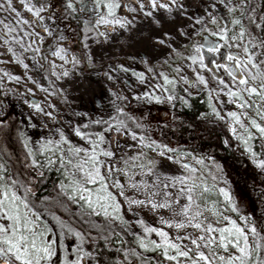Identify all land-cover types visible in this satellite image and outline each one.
Returning a JSON list of instances; mask_svg holds the SVG:
<instances>
[{
    "label": "snow or ice",
    "instance_id": "6c2138e0",
    "mask_svg": "<svg viewBox=\"0 0 264 264\" xmlns=\"http://www.w3.org/2000/svg\"><path fill=\"white\" fill-rule=\"evenodd\" d=\"M20 2L35 21L24 19L12 0L0 3V10L16 17L14 23L0 20L7 56L0 64L24 70L0 68V95L22 98L30 110L27 127H37L35 117L47 132L33 140L18 128L20 155L0 148V264H264V235L252 218L240 214L212 157H207L210 168L203 156L138 135L145 125L125 112L121 102L127 97L114 86L107 89V109L95 117L68 103L70 92L82 87L86 92L93 77L114 82L129 72L151 89L136 99L191 108L203 95L207 110L199 118L226 125L264 170V0H94L96 9H106L91 28L86 22L94 37H108L96 30L99 25L110 23L113 31L130 35L143 25L149 29L144 39L167 50L157 64L142 58L144 71L98 62L87 43V53L69 59L59 43L65 37L48 23L57 20L51 0ZM86 8L80 0V11ZM63 10L65 18L76 13L74 0H63ZM176 19L183 22L177 26ZM153 27L162 31L156 34ZM46 37L56 41L49 45L51 62L42 52ZM37 91L45 94L43 102L35 98ZM53 98L78 119L62 123ZM7 128V113L0 110V132ZM129 138L133 144L123 143ZM257 140L260 152L253 147ZM125 147L138 150L129 154ZM169 163L179 166L176 173L167 170ZM144 209L157 216L156 224L140 216ZM148 251L156 254L154 261L144 256Z\"/></svg>",
    "mask_w": 264,
    "mask_h": 264
},
{
    "label": "rangeland",
    "instance_id": "374dc122",
    "mask_svg": "<svg viewBox=\"0 0 264 264\" xmlns=\"http://www.w3.org/2000/svg\"><path fill=\"white\" fill-rule=\"evenodd\" d=\"M3 2L4 0H0V3ZM31 2L34 3L35 0H31ZM51 2L55 5L53 11L57 15V20L55 22L50 21L48 23L51 25L53 30L57 32V34L62 33L63 36L65 37V39L59 41V43L68 49L69 59L73 54L79 57L82 54L87 53L88 50L90 49L92 54L97 57L98 62L100 60H103V63L105 65L108 63L111 64L123 63L126 66H129L130 68L136 71H144L145 65L141 63L142 58L150 57L152 63L157 64L158 61H161L167 55L166 49L163 48L157 49L156 46L150 45L149 41L144 39L149 29L145 28V26L143 25L141 26L143 31H139V32L133 31L131 35L128 32H125L119 28H117L116 31H113V25H111L110 23L106 25L96 26L97 31L108 33L107 38H105L104 36L94 37L92 32L86 31V22H87V27L91 28L92 26L95 25V21L98 18V16L106 15V9H96L94 7V0H85V3L87 5L85 11H80V0H74L77 11L73 15L67 16V18H65L66 13L63 10V0H51ZM120 2L123 3V0H120ZM12 3L14 7L16 6V8L21 12L22 17L24 19H27L29 21H35V17L32 15V13L27 12L22 7L20 0H12ZM120 12L121 9L118 10V14H120ZM15 19H16L15 14L0 10V20L12 21L14 23ZM182 22L183 21L180 19L175 20V24L177 26H179ZM165 29L172 30L173 25L165 24ZM150 30L155 32L156 34H159V31H162V30H157L154 27ZM28 31H32V28L28 27ZM36 31L42 32V29L40 27H37ZM0 35H2V32H0ZM86 35L89 37L88 40H84V37ZM55 43L56 41L46 37L45 42L42 46V52L44 55L48 56V60L50 62L54 58L50 55L49 45L54 46ZM85 43L89 45V49L84 48ZM0 59H7V56L4 53V46L2 42H0ZM55 63L59 65L61 61L59 59H55ZM67 67H70V65H68ZM0 68H5L7 71L14 72L16 74H20L24 71L21 67L11 62H9L8 64H0ZM163 70L169 71V74H172L170 72V69L168 68H164ZM186 74L191 75L190 72ZM146 75L148 76L149 82H154L152 81L150 74L146 73ZM39 78L40 77H37V79ZM51 79L53 81L55 80L54 77H52ZM43 83H45V86H47L48 83H50V81H43ZM60 83L62 82L56 81V84H60ZM110 85L114 86L116 91L121 92L127 97L125 101L121 102L123 107L129 106L135 110L137 109L138 111H149V112L153 110L156 111V107L161 110H168L175 108L174 105H170L166 102L160 103L156 101H149L147 99H136L135 98L136 95H138L143 90L147 89V85L140 84L136 80V78L131 75V72L127 74L121 73L119 75V81H114V82H108L106 80L97 79L96 77H93V83L86 92L84 91L83 87L80 90L73 89L70 92L68 103L71 106V108L74 109L75 111L89 112L95 117L96 114L101 109H107V101L111 98L110 94L107 91ZM8 86L18 87V85L14 83L9 84ZM28 86L31 85L29 84ZM64 86L65 88H67V85ZM20 87L21 90L23 91L22 84L20 85ZM147 90L151 91V89H147ZM44 96H45L44 93L37 91L35 98L43 102L42 98ZM52 102L58 103V106L61 108L62 123H66L68 120L78 119L72 117L69 113L68 108L63 104H59V100L57 98H53ZM0 110H3L7 113V118L9 120V128L4 129L3 132H0V148L7 147L13 153L19 155V153L21 152V148H20V144L16 139V131L18 128L24 130L27 135L33 138V140H35L38 135L46 134L47 132V128H42L40 126V120L35 117H33L32 123L36 124L37 127L35 128L27 127L28 113L30 110L24 104L23 99L20 97H17L13 94H9L6 97L4 95H0ZM86 119L87 118H85V120ZM83 122L84 121H81V123ZM48 123L49 126H51V122ZM220 123L224 126V128L227 131L226 125H224L222 122ZM139 134L142 133L138 131V135ZM228 134L233 142V145L238 150V152L244 157V159L248 162V164H250L251 167H256L249 159L248 154L244 152L243 146L240 144V142L232 138L230 133ZM146 137L153 139L152 137L147 135ZM73 139L78 141V138L73 137ZM123 143L133 144L134 142L129 138L127 140H124ZM254 144L256 150L261 151L259 146L260 141L259 140L254 141ZM137 150H138L137 148H132V149H129L127 147L124 148V152L129 154H134V152ZM181 151H189V152H193L196 155L203 156L206 160L207 166L210 168L212 167V162L207 160V157L209 156L212 157L213 160L219 163V165L223 169V175L228 182L227 185H222V186L228 187L232 196L233 197L235 196V191L237 189L235 179L237 173L233 165L224 164L223 161L220 160L219 158L213 155H208L205 149L196 150L185 146L182 147ZM178 168H179L178 165H174L170 163L167 165V170L170 171L171 173H176ZM120 179L123 181L124 178L121 176ZM132 194L133 193L129 191V195ZM235 201L240 208V214L249 216L255 222H257L258 220L257 215L249 212L243 205H241V203L236 198ZM226 214L232 215L233 218H238L237 214H233V213H226ZM126 216L129 219H131V214L126 213ZM140 216H142L147 222L151 224H156L157 216L151 213L150 211H148L147 209L140 211ZM137 231H139V229H137ZM153 238H156L154 234H153Z\"/></svg>",
    "mask_w": 264,
    "mask_h": 264
},
{
    "label": "trees",
    "instance_id": "16d2710c",
    "mask_svg": "<svg viewBox=\"0 0 264 264\" xmlns=\"http://www.w3.org/2000/svg\"><path fill=\"white\" fill-rule=\"evenodd\" d=\"M204 99L203 95L195 98L191 108L182 107L176 102L175 108L168 110L156 107V111H138L129 106L124 110L145 125L139 132L156 139L158 143L167 144L178 151L185 146L205 149L208 155L219 158L224 164L233 165L237 173L234 197L249 212L258 216L257 230L264 235V170L248 164L221 123H210L199 118V113L207 110L206 103L201 102ZM225 139L229 140V146L223 143ZM253 147L256 150L255 144ZM50 188L49 183L47 189ZM125 239L131 241L132 237L126 236ZM144 256L152 257L153 261L156 259V254L151 251L144 252Z\"/></svg>",
    "mask_w": 264,
    "mask_h": 264
},
{
    "label": "bare ground",
    "instance_id": "6f19581e",
    "mask_svg": "<svg viewBox=\"0 0 264 264\" xmlns=\"http://www.w3.org/2000/svg\"><path fill=\"white\" fill-rule=\"evenodd\" d=\"M126 2H128V0H123V3H126ZM15 7H16V6H15ZM124 12H125V10H124L123 8H121L120 15H123ZM140 28H141V26H140ZM141 29H142V28H141ZM138 32H139V31H138Z\"/></svg>",
    "mask_w": 264,
    "mask_h": 264
}]
</instances>
